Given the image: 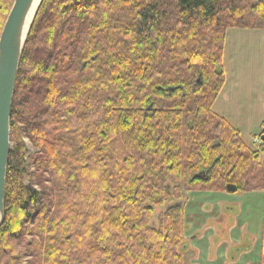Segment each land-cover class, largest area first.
Segmentation results:
<instances>
[{
	"label": "trees",
	"instance_id": "16d2710c",
	"mask_svg": "<svg viewBox=\"0 0 264 264\" xmlns=\"http://www.w3.org/2000/svg\"><path fill=\"white\" fill-rule=\"evenodd\" d=\"M233 27L264 29V0L41 1L15 82L0 264H182L184 192L264 189V121L252 151L212 110Z\"/></svg>",
	"mask_w": 264,
	"mask_h": 264
},
{
	"label": "rangeland",
	"instance_id": "374dc122",
	"mask_svg": "<svg viewBox=\"0 0 264 264\" xmlns=\"http://www.w3.org/2000/svg\"><path fill=\"white\" fill-rule=\"evenodd\" d=\"M222 66L225 83L221 96L214 103V110L233 124L249 149L256 151L262 143L260 122L264 119V29L228 28ZM25 140L33 152L30 141ZM259 161L264 166V152L260 153ZM31 162L29 160L25 167L26 184L35 182L36 171ZM183 195L187 227L184 232L186 241L182 264H196L198 261L191 247L192 234L210 235L215 245L213 248H216L221 240L228 239L231 229L236 237L246 233V224L254 230L259 227L260 217L257 216V219V211L252 204L264 200V189L241 194L188 191ZM23 227L31 229L32 225L28 223ZM26 238L31 239L30 236ZM225 248H229L231 253L238 250L239 245L228 243ZM20 258L21 264H30L31 258L27 254L23 253Z\"/></svg>",
	"mask_w": 264,
	"mask_h": 264
},
{
	"label": "water",
	"instance_id": "95a60500",
	"mask_svg": "<svg viewBox=\"0 0 264 264\" xmlns=\"http://www.w3.org/2000/svg\"><path fill=\"white\" fill-rule=\"evenodd\" d=\"M42 0H13L0 31V225L11 150V109L23 46Z\"/></svg>",
	"mask_w": 264,
	"mask_h": 264
},
{
	"label": "crops",
	"instance_id": "0c3cea01",
	"mask_svg": "<svg viewBox=\"0 0 264 264\" xmlns=\"http://www.w3.org/2000/svg\"><path fill=\"white\" fill-rule=\"evenodd\" d=\"M221 91L213 102L212 110L216 114L224 117L222 114L214 110V103L221 96ZM224 118L227 120L226 117ZM263 121L264 119H262L260 123ZM231 125L233 126V124ZM252 205L251 206L254 207V210L257 211L256 217H260L259 227L256 230L251 229L249 224H246V233L238 234V236L236 235L235 237L233 229H231L232 232L228 235V239L221 240L216 248H213L215 245L210 235L200 233L191 235L190 240L192 251L195 254L194 258L198 260L196 264H264V200ZM228 243H231L233 246L239 245V249L234 250L236 251L235 253L234 251H231L230 253V249L225 248ZM220 259L222 262H220Z\"/></svg>",
	"mask_w": 264,
	"mask_h": 264
}]
</instances>
